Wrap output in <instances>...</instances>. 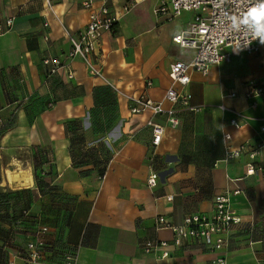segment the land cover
I'll return each instance as SVG.
<instances>
[{"label": "crops", "instance_id": "obj_1", "mask_svg": "<svg viewBox=\"0 0 264 264\" xmlns=\"http://www.w3.org/2000/svg\"><path fill=\"white\" fill-rule=\"evenodd\" d=\"M132 1L94 0V9L105 5L119 20L95 48L103 72L95 78L79 59L54 75L43 65L46 58L68 62V33L84 29L92 11L82 0L59 2L54 13L43 0H0V194L26 215L27 232L49 228L52 252L40 264L61 261L62 252H75L76 264H264V172L246 176L249 163L264 167V148L250 159L264 145V102L245 97L264 84V53L231 49V62L192 73L186 90L198 110L181 107L179 128L152 112L134 115L127 96L164 100L170 65L190 61L194 51L174 43L193 14L157 16L170 0H134L124 14ZM151 120L165 128L157 147ZM242 145L239 159L225 160L226 146ZM152 167L158 183L150 188ZM236 190L231 203L240 223L227 249L210 252L192 240L177 247L171 230H156L157 217L173 225L190 215L210 218L215 197ZM5 216L0 209V264H24L25 240H7ZM155 239L170 243V257L143 252V242Z\"/></svg>", "mask_w": 264, "mask_h": 264}, {"label": "built area", "instance_id": "obj_2", "mask_svg": "<svg viewBox=\"0 0 264 264\" xmlns=\"http://www.w3.org/2000/svg\"><path fill=\"white\" fill-rule=\"evenodd\" d=\"M69 0H43L44 8L50 13H54V5ZM264 0H170L168 4L162 3L155 14L174 21L184 13L193 14V20L186 31L181 32L174 38V43L184 49L194 51L193 57L188 62L178 60L170 65L169 77L172 79V86L166 91L164 100L155 102L149 99L146 94L138 96H127L131 103L132 114H142L152 112L153 116L163 117L167 124L176 129L180 127V108L185 107L195 112L197 107L191 106L192 94L186 90L190 85L194 72L207 74L212 66H220L224 62H231L230 50H239L247 55L264 53V44H261L255 32L259 27L264 26ZM82 6L87 10H92L89 16V24L75 34L68 33L70 49L68 62L64 65L53 58H46L43 65L49 67L50 75L57 74L62 68H69L70 63L81 60L86 65L90 76L102 78V69L94 62L93 55L99 41L103 38L104 32H112L119 22L118 15L105 5L102 8L94 9V0H82ZM136 6L133 0L123 8V13L128 14ZM12 26V20L6 22ZM46 26L49 24L46 23ZM2 25L0 26V31ZM45 40H49L46 37ZM69 78H73V73L69 72ZM151 82L146 84L150 88ZM175 85L180 86L179 89ZM245 97L250 100L261 98L264 102V84H253L248 88ZM235 97V94L230 95ZM165 102L169 107H164ZM222 107V109H224ZM236 117H241L236 113ZM236 129H239L238 119L231 121ZM148 127L152 129V144L157 147L163 139L165 128L156 123L148 121ZM0 127L3 121L0 118ZM264 130V129H262ZM225 139L230 141L231 135H225ZM264 145H258V149L250 154V159L255 160ZM225 160L239 159L246 151V146L242 145L235 149L231 146L225 147ZM152 173L148 178V186H157L158 174L152 167ZM264 172V167L251 162L247 165L246 176H254L256 173ZM241 192L227 191L215 197L214 212L212 217L204 215H190L184 218L183 224H170L164 217L155 219L156 230H171L173 233V243L177 247H183L184 243L192 240L210 252H219L228 248L231 227L240 223L231 198ZM49 228L39 227L34 237L26 241V253L24 264H40L44 262L47 243L45 236ZM170 243L159 239L147 240L143 242L142 249L145 254L159 255L161 258L170 257L168 248ZM63 264H76L75 253L67 254ZM219 264H226V260H219ZM14 264V263H11Z\"/></svg>", "mask_w": 264, "mask_h": 264}, {"label": "trees", "instance_id": "obj_3", "mask_svg": "<svg viewBox=\"0 0 264 264\" xmlns=\"http://www.w3.org/2000/svg\"><path fill=\"white\" fill-rule=\"evenodd\" d=\"M7 194L1 195L0 194V201L2 203V206H0V209L5 211L6 216L1 218L2 221H5L9 225V231L7 232V240H14L15 238L18 239L20 237H23L26 241L31 238L33 235H35V231H37V228H34L31 230V232H27L25 228V221H26V215L25 214H17L12 211L11 206L9 204V200L7 199ZM27 244V243H26ZM0 252L4 254L5 250L3 246H0ZM52 250H50L49 245L47 244V249H46V255L48 253H51ZM75 252H67L64 253L62 252L60 257L61 261H56L54 264H63L65 262V256L67 254H72Z\"/></svg>", "mask_w": 264, "mask_h": 264}, {"label": "clouds", "instance_id": "obj_4", "mask_svg": "<svg viewBox=\"0 0 264 264\" xmlns=\"http://www.w3.org/2000/svg\"><path fill=\"white\" fill-rule=\"evenodd\" d=\"M262 8H264V5H262ZM255 35L259 39L260 43L264 44V26L257 28Z\"/></svg>", "mask_w": 264, "mask_h": 264}, {"label": "rangeland", "instance_id": "obj_5", "mask_svg": "<svg viewBox=\"0 0 264 264\" xmlns=\"http://www.w3.org/2000/svg\"><path fill=\"white\" fill-rule=\"evenodd\" d=\"M39 227H41V226H37V231H38V229H39ZM37 231H35V234L37 233ZM35 235H33L32 237H34ZM31 237V238H32Z\"/></svg>", "mask_w": 264, "mask_h": 264}]
</instances>
